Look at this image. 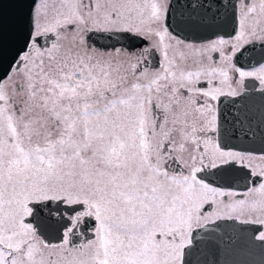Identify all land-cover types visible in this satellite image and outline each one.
Listing matches in <instances>:
<instances>
[{"label": "snow or ice", "instance_id": "snow-or-ice-1", "mask_svg": "<svg viewBox=\"0 0 264 264\" xmlns=\"http://www.w3.org/2000/svg\"><path fill=\"white\" fill-rule=\"evenodd\" d=\"M241 2L235 39H264V0ZM41 7L0 63V264H181L204 205L235 195L200 174L229 165L246 169L252 186L228 207L264 217V155L225 150L211 135L209 101L223 94L215 77L227 79L211 53L230 59L228 41L193 49V70L169 59L160 0H52L50 15ZM94 31L152 41L163 62L146 66L147 48L96 50ZM50 205L63 221L55 242L41 229Z\"/></svg>", "mask_w": 264, "mask_h": 264}, {"label": "flooded vegetation", "instance_id": "flooded-vegetation-1", "mask_svg": "<svg viewBox=\"0 0 264 264\" xmlns=\"http://www.w3.org/2000/svg\"><path fill=\"white\" fill-rule=\"evenodd\" d=\"M160 2L168 6L163 23L172 37L170 39L166 36L164 41L169 45L167 48L169 59L175 58L181 67L194 70L193 60L198 57L193 54V49H199L211 41L221 38L228 41L222 50L230 59L223 60L219 52L211 53L217 66L227 72L226 80L219 73L216 74L215 85L220 88L223 94L218 95L215 100L209 101L213 109L212 114L216 117V131L211 134L212 139L214 142L218 141L225 150L252 154L254 157L264 155V80L261 78L264 76V39H261L259 31L255 36L246 34L243 39H235L236 33L239 31L238 20L243 9L241 0H160ZM37 6L38 4L35 3L32 8L33 16ZM192 9V13H195L194 18L187 16V13ZM213 15L218 16L221 20L222 31L214 32L210 37L201 36L199 33L201 32L199 30H202L199 28L203 26L201 20H210ZM191 20L195 24H191L190 30L185 22ZM87 42L94 49L107 52L119 48L125 53L139 54L141 50L147 48L148 51L139 58L146 59L148 61L146 66L149 68H159L164 59L162 52L165 49L163 47L152 48V41L146 42L143 38L134 37L131 34L94 31L88 34ZM186 45L191 48L185 47ZM180 52L187 53L188 59L181 61L179 59ZM135 59L134 57L132 62H135ZM240 72L250 73V75L241 76ZM198 86L207 87L203 78ZM230 93H235V95ZM254 163H259V161H254ZM245 171L247 170L240 169L237 164L224 166L223 169H207L200 174L214 186L225 192H233L235 195L218 196L215 198V202L210 200L208 204H205L201 209V218L199 221L193 222L191 231L204 224L228 220L239 224H248L255 229L256 232L253 236L256 238L264 233V223L255 222L264 219V217L258 213L241 214L239 208L233 210L228 207L236 201L245 199L243 193L247 191V187L252 186L250 180L245 186ZM56 211V206L50 205L45 210V217L48 216V212H51V219H43L41 222V229L53 242L57 235L56 228L60 223H63L56 216ZM60 211H63V208ZM79 231L80 229H77V232ZM74 240L79 243V239L74 238Z\"/></svg>", "mask_w": 264, "mask_h": 264}, {"label": "water", "instance_id": "water-1", "mask_svg": "<svg viewBox=\"0 0 264 264\" xmlns=\"http://www.w3.org/2000/svg\"><path fill=\"white\" fill-rule=\"evenodd\" d=\"M34 2L0 0V63L4 66L20 50L31 28ZM192 11L187 13L188 17L194 16ZM210 20H201L203 26L198 24L201 36L210 37L222 31L218 16L213 15ZM185 24L191 30L195 22ZM254 232L255 229L246 224L228 220L196 228L190 235L191 244L184 248L181 264H264V240L255 238Z\"/></svg>", "mask_w": 264, "mask_h": 264}, {"label": "rangeland", "instance_id": "rangeland-1", "mask_svg": "<svg viewBox=\"0 0 264 264\" xmlns=\"http://www.w3.org/2000/svg\"><path fill=\"white\" fill-rule=\"evenodd\" d=\"M51 2L52 0H36L35 3L38 4V8L35 10V15L37 14V12H39L41 15H43L44 13V9L41 7L44 3H48L49 4V15L51 14L50 13V7H51Z\"/></svg>", "mask_w": 264, "mask_h": 264}]
</instances>
